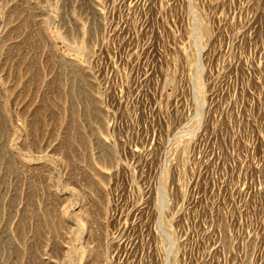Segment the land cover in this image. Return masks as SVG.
<instances>
[{"label": "rangeland", "instance_id": "obj_1", "mask_svg": "<svg viewBox=\"0 0 264 264\" xmlns=\"http://www.w3.org/2000/svg\"><path fill=\"white\" fill-rule=\"evenodd\" d=\"M0 264H264V0H0Z\"/></svg>", "mask_w": 264, "mask_h": 264}, {"label": "bare ground", "instance_id": "obj_2", "mask_svg": "<svg viewBox=\"0 0 264 264\" xmlns=\"http://www.w3.org/2000/svg\"><path fill=\"white\" fill-rule=\"evenodd\" d=\"M201 34H202V33H201ZM201 34H200V35H201ZM198 65H199V64H198ZM196 67H197V65H196ZM196 69L198 70V69H200V67H197ZM196 87H197L198 90H200V88H201V84H200V82H199V78H198V77H197Z\"/></svg>", "mask_w": 264, "mask_h": 264}]
</instances>
